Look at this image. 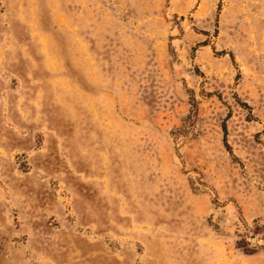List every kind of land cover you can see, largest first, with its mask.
Instances as JSON below:
<instances>
[{"label":"rangeland","instance_id":"obj_1","mask_svg":"<svg viewBox=\"0 0 264 264\" xmlns=\"http://www.w3.org/2000/svg\"><path fill=\"white\" fill-rule=\"evenodd\" d=\"M0 264H264V0H0Z\"/></svg>","mask_w":264,"mask_h":264}]
</instances>
